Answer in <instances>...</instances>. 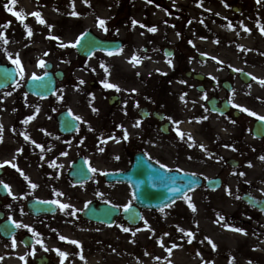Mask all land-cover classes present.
I'll return each mask as SVG.
<instances>
[{
	"label": "flooded vegetation",
	"instance_id": "1",
	"mask_svg": "<svg viewBox=\"0 0 264 264\" xmlns=\"http://www.w3.org/2000/svg\"><path fill=\"white\" fill-rule=\"evenodd\" d=\"M105 2L98 16L107 21V32L99 24H94L76 34L77 28H83L79 21L91 24L93 0L87 3L74 0V7L73 0H35L32 2L34 12H40V18L46 24H40L39 19L31 15L33 12L26 10L30 0H16L15 4L12 0H0V61L11 65L8 57H12L14 43L23 45V41L33 36H27V25L38 38L37 48L26 50L30 56L40 54L45 66L50 67L55 75L60 71L65 73L67 69L85 71L91 90L104 93L105 143L111 145L117 141L121 159L127 163L104 173L127 172L136 156L147 159L151 156L152 163L157 164L159 160L172 168V172L196 173L204 182L219 180L221 189L218 191L225 188L229 182L226 175H230L234 187H239L236 195L251 194L264 198V160L260 159L264 156V121L235 106L239 104L258 116L264 115V85L258 83L264 80V71L260 74L255 66L244 69L226 62H213L211 57L214 56L206 54L199 46L201 43L188 35L183 14L175 12L168 0H153L151 4L147 0ZM73 11L79 15H71ZM15 12L20 16L14 15ZM175 18L180 23L175 24ZM133 20L140 23L133 25ZM141 24L147 27L142 28ZM48 25L54 27L50 29ZM152 26L158 31H149ZM86 31L110 44L108 49L85 59L78 56L76 47H60L67 33L74 32L75 41ZM5 34L7 44L3 43ZM50 36L60 39H50ZM29 45L28 42L24 47ZM133 56H137L140 62L132 60ZM236 69L248 71L250 82H244L241 71ZM29 79L23 81L18 77L13 86L0 92V163L12 161L38 185L32 189L20 171L10 164L0 169V180L9 184L17 197L13 199L0 187V264H25L21 257L26 258L27 264H61L62 259L63 264L121 263L118 247L114 244L119 236H109L108 231L121 225L129 227L122 216L115 219L113 226H107L86 220V211L77 212L75 216L69 213L73 209H83L87 201L92 202L89 206L98 208L103 205L112 207V204L123 206L129 198L134 205L131 187L125 183H109L104 173L93 172L91 180L76 183L70 177L71 166L78 159L89 164L83 153L76 154L62 172L63 139H71L77 134H61L60 111H52L45 119V99L27 93ZM105 82L119 85L121 91L105 88ZM211 100L214 113L208 106ZM33 115L34 120L23 123ZM168 117L180 122L178 126ZM138 121L142 124L135 127ZM177 127L184 133L183 138ZM124 129L129 134L127 140L124 139ZM25 134L43 145V152L31 140H25ZM189 135L192 140L188 139ZM21 148L22 153L18 151ZM239 172H243L247 179H238ZM202 189L217 192L205 185ZM58 192L64 195L57 196ZM49 200L68 203L73 208L65 211L58 204L39 202ZM40 204L44 205V212L39 211ZM115 209L122 214L123 207ZM12 220L29 227L17 228ZM37 232L39 236L35 235ZM61 235L68 240H61ZM38 240L42 244L37 243ZM70 240L80 241L82 250ZM44 247L49 250L44 251ZM56 249L67 252V258H61ZM81 255L84 259L80 258Z\"/></svg>",
	"mask_w": 264,
	"mask_h": 264
},
{
	"label": "rangeland",
	"instance_id": "2",
	"mask_svg": "<svg viewBox=\"0 0 264 264\" xmlns=\"http://www.w3.org/2000/svg\"><path fill=\"white\" fill-rule=\"evenodd\" d=\"M31 1L35 0H30L29 9H26L30 13L35 10V5ZM168 1L174 6L172 9L175 12L183 14V22L187 24L189 30L188 35L201 43L199 46L206 54L218 58L211 57L213 62L222 61L239 68L255 66L254 68L260 74L264 71L263 65L253 62L257 55H264L262 54L264 53V43L263 48L255 45L252 50L244 51L238 47L237 39L232 40L231 38L233 35L242 34L241 22L249 23L255 28L252 21L258 17L264 18V2L260 4L257 3V0H203V6H201L200 0ZM93 3L91 24L79 21L78 24L80 23L83 28H77L76 34L89 28L90 25L99 24L98 18L101 17L98 15L102 12V6L107 2L93 0ZM236 7L240 8V11L236 12ZM176 19L174 23H180ZM229 23L232 25L231 28L228 27ZM219 24H222V29L216 30ZM76 34L74 32L67 33L63 36L62 42H73ZM23 42V45L14 43L11 53L12 60H15L19 54V59L25 70L24 79L32 76L33 73L42 74L43 69L39 66L40 54L30 56V53L26 51L31 47L37 48V35L33 34L31 38ZM28 42L30 45L24 47ZM254 54L256 56L252 58ZM244 55L247 56V59L243 57ZM12 60H10L11 63ZM84 72L81 68L65 70V80L59 83L55 95L44 101L45 119L52 111L59 112L64 109H71L74 116L82 118L77 135L71 139H63L62 153L67 152V155L62 157L61 170L64 172L66 165L75 158L76 154L81 153L87 155L91 167L98 169L96 174L119 169L127 163L124 158L121 159L117 141L111 145L105 143L106 135L103 132L104 93L91 90ZM81 80L85 83L81 84ZM258 83L260 82L258 81ZM93 109H98V111ZM81 142L83 145L78 146ZM188 167L192 169L190 165ZM240 173H238V179H247ZM226 176L229 182L221 191L209 192L201 189L189 194L191 203L196 206L195 212L191 210L189 202L183 199L163 211L145 212L143 222L138 227L131 228L132 232L125 233L121 227L108 231L109 236H119V240L116 239V243H114L118 247L119 253H117L120 255L118 260H121V263L118 264H142L149 260L151 264L167 263L170 256L168 249L174 248L173 245L179 248V254L183 257L181 264H187L186 257L203 264L206 262L221 264L223 258L224 262L232 264L237 258L243 259L245 254L249 256L253 264H264V260L258 258L259 254H264V216L243 203L241 196L235 194L239 187L235 188L234 180L230 175ZM229 188L233 195H228ZM129 202L128 198L125 203ZM145 220L151 226L150 229L144 223ZM180 228H183L185 232L179 231ZM233 228H244L246 233L251 235L252 242L238 240L232 243L225 239L223 232H230ZM189 231L194 234V238L185 234ZM166 233L168 235H165ZM161 239L163 246L160 243ZM190 239L191 243H189ZM212 243L216 245L215 249L212 247Z\"/></svg>",
	"mask_w": 264,
	"mask_h": 264
},
{
	"label": "water",
	"instance_id": "3",
	"mask_svg": "<svg viewBox=\"0 0 264 264\" xmlns=\"http://www.w3.org/2000/svg\"><path fill=\"white\" fill-rule=\"evenodd\" d=\"M89 41H95L96 46L90 48L88 46ZM110 44L105 43L99 39L94 38L91 35L85 37L84 41H81V45L77 48L78 54L82 57H90L95 51H104L107 50ZM50 67L47 66V71ZM8 73H11L15 78H11ZM43 80L33 81L30 79L27 83L26 90L30 94L48 98L50 97L56 87V80L53 74L50 72L47 75H43ZM58 79L62 80L63 76L61 73L57 74ZM17 78V73L15 68L2 65L0 63V90L7 88L12 83L15 82ZM247 80V78L245 79ZM211 108L212 104L210 103ZM71 122V127H66V123ZM60 130L63 134H72L78 128V123L73 119L68 112H64L59 116ZM71 172V177L77 182H83L89 179V170L85 166L82 160H79L74 164ZM83 169V172L81 170ZM167 176L169 177L168 186L165 187L160 183V177ZM107 180L110 182H124L131 185L132 190L137 193V196L134 198L136 207L131 208L128 213L123 212V218L132 226H137L141 220V209L142 210H161L176 201L182 199L181 195L188 191L191 187V191L199 188L202 185V181L198 177L188 176L179 173L168 172L161 167L151 163L144 157L137 156L131 170L126 173H116L108 174L106 176ZM173 180L175 183H173ZM191 180L192 184L189 185L187 182ZM156 185L153 187V185ZM207 186L212 189H218L220 186L219 180L207 182ZM179 188L181 191L173 196L171 188ZM243 202L248 206L255 208L256 210L264 213V200L258 201L251 196H244L242 198ZM174 201V202H173ZM40 209L43 211L44 205L40 204ZM119 212L108 206H101L98 209L91 206L85 214V217L91 221L97 223L112 224L114 222L115 216ZM135 218L130 222V218Z\"/></svg>",
	"mask_w": 264,
	"mask_h": 264
},
{
	"label": "snow or ice",
	"instance_id": "4",
	"mask_svg": "<svg viewBox=\"0 0 264 264\" xmlns=\"http://www.w3.org/2000/svg\"><path fill=\"white\" fill-rule=\"evenodd\" d=\"M85 2L87 3L88 0H85ZM147 2L151 4V3H153V0H147ZM259 2H260V0H257V3H259ZM12 3L15 4V3H16V0H12ZM200 3H201V6H203V0H200ZM225 6L228 7L227 4H225ZM5 7L8 8L9 11H11V8H10L8 5H5ZM73 7H74V0H73ZM14 15H16V16H20V13H19V12H15ZM31 15L36 16V17L39 19V23H40V24H46V21H45L44 19L40 18V17H41V13H40V12H33ZM71 15H73V16H78L79 13L73 11V12L71 13ZM217 15H219V14L217 13ZM98 23H99V27H101L102 29H104L105 32H107V30H108L107 27H106V23H107V21L104 20V19H99V18H98ZM132 23H133V25H136V24H138V23H140V22H139V21H136V20H133ZM201 23H203V21H201ZM9 24H10V22H9ZM241 25L244 27V30H245L246 32H249V34H250L251 29L247 28V26H244V25H243V22H241ZM140 26H141L142 28H143V27H147L146 25H143V24H141ZM48 27L51 29V28H53L54 26H53V25H48ZM173 27H175V25H173ZM228 27H229V28L232 27L231 23H229ZM258 27L260 28V31H261L262 33H264V25H258ZM25 28L27 29V36H28V37H31V36L33 35L32 29L29 28L27 25H25ZM148 30L151 31V32H153V33H155V32L158 31L157 27H155V26L150 27ZM117 31H118V30H117ZM88 35H89V33H88L87 31H86V32H83V33H82V34H81V35H80V36H79L74 42H71L70 44H69V43H63V42H61L60 47H62V48H67V47H69V46H71V47H79V46L81 45V41H84V40H85V37H87ZM178 35H179V33H178ZM49 38H50V39H55V40H59V39H60V37H58V36H50ZM8 42H9V41H8L7 36H6V34H5L4 37H3V43H4V44H7ZM217 42H218V41H217ZM88 46H89L90 48H93V47L96 46V42H95V41H89V42H88ZM5 51H6V49H5ZM249 51H250V49H249ZM111 54H112V53H109V55H111ZM262 54H264V53H262ZM45 55H48V53H45ZM8 58H9L10 60H12L11 55H9ZM213 59H216V57H213ZM132 60H135V61H137L138 63L140 62V61L138 60V57H137V56H133V57H132ZM12 63L18 66V68H19V77H20L21 80H23V79H24V76H25V70H24L23 65L21 64L20 59H19V54H17V58H16L15 60H12ZM169 63L171 64V61H169ZM221 63H223V62L221 61ZM45 65H46V62H45L43 59H41V60L39 61V66H40L41 68H43V67H45ZM101 66H104V65H101ZM230 67H231V66H230ZM93 71H94V69H93ZM105 71H106V72L108 71V68H107V67H105ZM236 71H242V70H240V69H236ZM8 75H9L11 78H13V79L15 78L11 73H8ZM45 75H47V73H45ZM165 75H166V73H165ZM31 79H32L33 81H36V80H43L44 77H43V76H37L35 73H33L32 76H31ZM213 79H215V77H213ZM254 79H255V77H254ZM259 82L261 83V85H264V80H260ZM80 83L83 84V83H85V81L81 80ZM17 85L20 86V85H19V82H17ZM104 87H105V88H108V89H115L117 92L121 91L119 85H117V84H115V83H108V82H105V83H104ZM132 91L135 92L136 89H133ZM7 95H11V93H7ZM25 95H26V94H25ZM60 99H63V97H60ZM204 99H205V100L208 99L207 95L204 96ZM137 106H138V105H137ZM235 106L238 107V108H241V110H242L243 112H246V113H248V114L251 115V116H256L259 120L264 121V115H259V116H258V114H257L256 112L249 110L247 107H241V105H239V104H237V105H235ZM93 110H94V111H98V109H93ZM38 111H39V109H37V112H38ZM69 113L71 114V109H69ZM34 119H35V115H33V116H29L26 120L23 121V123L27 124L29 121L34 120ZM74 119L77 120V121H81V120H82V118H81L80 116H75ZM168 119H169V120L171 121V123L174 124V125H177V126H178V124L180 123V122H178V121L172 120L171 117H168ZM204 119H207V117H204ZM233 123H235V122L233 121ZM141 124H142V121H138V122L135 124V127H140ZM65 126H66V127H71V126H72V125H71V122H67ZM89 127H90V126H89ZM121 127L123 128L122 125H121ZM0 130H2V125H0ZM176 130H177L178 134L180 135V137L183 138V137H184V133L179 132V128H178V127H177ZM13 131H15V130L13 129ZM24 138H25V140H31V143H32V144H35V145H36L38 148H40L41 151L43 152V145H41V144H37V142H36L35 140H32L27 134H25ZM128 138H129V134H128L127 130L124 129V139L127 140ZM188 139H189V140H192V137L189 135V136H188ZM118 142H119V141H118ZM81 143H82V142H81ZM193 146H195V145H193ZM200 147H201L202 149H204V151L207 152V149L204 148L203 145H200ZM226 147H227V145H226ZM234 150H235V149H234ZM18 151L22 153V152H23V148L19 149ZM101 151H103V149H101ZM62 155H65V156H66V155H67V152L62 153ZM211 155H212V154L209 153V158H211ZM116 159H119V157H116ZM148 159L151 160L152 157L149 156ZM190 159H191V157H190ZM260 159H261V160H264V156H261ZM156 163L159 164V166H160L162 169H166L168 172H172V171H173L172 168H169L168 165L161 163L159 160H157ZM5 164H10L13 168H17V171H20L21 175H22V176L24 177V179L28 182L29 186H30L32 189H36V188L38 187V185H37L36 183H33V182L30 180V178H29L28 176H26V175L23 173V171L20 170V169L18 168V166H17L15 163H13L12 161H4V162L0 163V169H2V168L4 167ZM54 166H55V165H54ZM248 166H249V167L252 166L250 162H249V165H248ZM89 167H90V171L93 172V173H96V172L98 171V169L95 168V167H91V166H89ZM180 171L183 172V169H180ZM81 172H83V169L81 170ZM104 174L106 175L107 173H104ZM184 175H185L186 177H188V176L195 177V176H196V173H187V172H185ZM240 175L243 176V175H245V174H244L243 172H241ZM168 182H169V177H167V176H161V177H160V183H161V185L167 187V186H168ZM173 183H175L174 180H173ZM187 183H188L189 185H191V184H192V181L189 180ZM155 186H156V185L154 184L153 187H155ZM0 187H2L3 189L7 190L8 194L13 196V199H16V198H17L15 195H13V193H12V191H11V187H10V185L7 184V183H5L3 180H0ZM191 190H192L191 187H189L188 191H191ZM180 191H181V190H180L179 188H175V187L171 188V192L173 193V196H175L177 193H180ZM56 195H57V196H62V195H64V193H60V192H58V193H56ZM99 195H100V196H103L104 194H103V193H99ZM228 195H232L230 188L228 189ZM132 196H133V198H135V197L137 196V193H136L135 191H133V192H132ZM181 198H182V199H185L186 201L189 202V206L191 207V210H192L193 212H195V211L197 210L195 204L191 203V196H189V195L187 194V192L183 193V194L181 195ZM39 202H40V203H45V204H58L59 207H60V209L65 210V211H67L68 209L73 208V206H72L71 204H68V203H60L58 200L39 201ZM173 202H174V201H173ZM91 203H92L91 201H87V202L85 203L83 209H73V211H72L71 213H69V214L75 216L77 212H80V211H86V210H88L89 205H90ZM109 203H111V202L109 201ZM132 206H133V205H132L131 202H129V203H127L126 205H123V206H121V205H117V204H112V207H113V208H120V207H123V211H124L125 213H128V212L131 210ZM9 207H10V205H9ZM21 211H22V210H21ZM161 211H163V208H161ZM134 219H135L134 217H133V218H130V222H131L132 220H134ZM221 219H223V218L221 217ZM12 223L15 224L17 228H28V227H29L28 225H25V224H23V223H18V222L15 221V220H12ZM144 223H145L146 225H148L147 220H145ZM120 227H121L122 231L125 232V233L132 232V229L129 228V227H124L123 225H121ZM148 227H149V229L151 228L150 225H148ZM232 230H233V231H236V232L244 233L245 235L247 234L246 231H245L244 229H242V228H233ZM33 231H34V230H33ZM53 231H55V229H53ZM179 231H181V232H185V230H184L183 228H180ZM185 234H186L187 236H189V237L194 238V234H193L192 232H190V231H189V232H186ZM35 235H36V236H39L40 234L37 232V233H35ZM133 235H135L134 232H133ZM165 235H168V234L166 233ZM60 239H61V240H68V238L65 237V236H63V235L60 236ZM69 242L72 243V244H74V245H77V246L80 247L81 250H82V244H81L80 241H77V240H70ZM209 242L211 243V241H209ZM15 243H16V241H15V239H13V245H15ZM37 243H41V244H42V241H39V240H38ZM160 243H161V246H163V240H162V239H161ZM189 243H191V239L189 240ZM173 247H176V245H173ZM212 247L215 249V248H216V245H215L214 243H212ZM48 250H49V249H48L47 247H44V251H48ZM55 251L57 252V254H58L61 258H67V256H68V253H67V252L61 251L60 249H56ZM168 251H169V253H171L172 249L169 248ZM80 258H81V259H84L83 255H81ZM21 259H24V260H25V264H27V261H26V258H25V257H21ZM157 259H159V257H157ZM61 264H63V259L61 260ZM249 264H252V262L249 261Z\"/></svg>",
	"mask_w": 264,
	"mask_h": 264
},
{
	"label": "bare ground",
	"instance_id": "5",
	"mask_svg": "<svg viewBox=\"0 0 264 264\" xmlns=\"http://www.w3.org/2000/svg\"><path fill=\"white\" fill-rule=\"evenodd\" d=\"M261 2H264V0H260V4H262ZM259 15H261V13H259ZM259 18V19H258ZM256 19H254L252 22L255 26L252 27L249 23L243 24L244 26H247V28L251 29V32L249 34V32H246L244 30V27L242 26V34L239 36H231L232 40L233 39H237L238 41V47L242 48L244 51H248L249 49L252 50L254 48L255 45H258L260 48H263V43H264V33H262L260 31V28L258 27V25H264V18L262 17H258ZM217 21H219V19L216 18ZM219 23V22H218ZM222 29V24H219L218 28H216V30ZM230 38V40H231ZM228 44V43H226ZM263 50V49H261ZM246 54V53H244ZM256 56V54L253 55L252 58H254ZM243 57H247L246 55H244ZM254 63H260L263 64L264 63V55H257L254 58ZM244 229V228H242ZM225 239H228L229 241H231L232 243L240 240V241H244L247 243H251L252 242V237L250 234H244L241 232H235L233 230H230V232H223ZM179 248H172V251L170 253L169 256V260L167 261V263L164 264H181V260H182V256L179 254ZM256 257V255H255ZM187 258V259H186ZM185 258V262H187V264H203L200 262H195V260H189V257ZM246 258V259H244ZM259 259L264 260V254H259L258 255ZM250 258L248 255H244L243 259L237 258L234 260V262H232V264H249ZM195 262V263H194ZM142 264H151L150 260L147 261L146 263H142ZM206 264H209L208 262H206ZM221 264H230L229 262H224L223 258L221 261ZM253 264V263H252Z\"/></svg>",
	"mask_w": 264,
	"mask_h": 264
}]
</instances>
